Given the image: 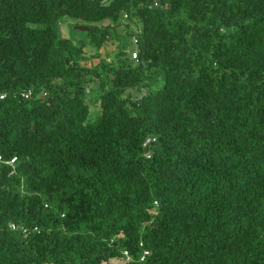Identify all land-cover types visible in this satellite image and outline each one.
Returning a JSON list of instances; mask_svg holds the SVG:
<instances>
[{"label": "trees", "instance_id": "obj_1", "mask_svg": "<svg viewBox=\"0 0 264 264\" xmlns=\"http://www.w3.org/2000/svg\"><path fill=\"white\" fill-rule=\"evenodd\" d=\"M0 93V264H264V0H0Z\"/></svg>", "mask_w": 264, "mask_h": 264}, {"label": "rangeland", "instance_id": "obj_2", "mask_svg": "<svg viewBox=\"0 0 264 264\" xmlns=\"http://www.w3.org/2000/svg\"><path fill=\"white\" fill-rule=\"evenodd\" d=\"M77 22L73 19H64L63 22L61 23L60 25V29H61V32L64 33L65 36L67 37H76L79 35V37L82 35V32H78L77 29L74 28L75 25H82V24H76ZM124 41H128L127 42V49H131L134 47V44L132 43V41H129V38L125 35L124 36ZM132 39V38H131ZM130 39V40H131ZM114 48H116V45H112V50H114ZM90 51V50H89ZM97 113V107L96 106H92L90 108V114H91V117L90 116L88 117V119L92 120L94 115H96Z\"/></svg>", "mask_w": 264, "mask_h": 264}, {"label": "built area", "instance_id": "obj_3", "mask_svg": "<svg viewBox=\"0 0 264 264\" xmlns=\"http://www.w3.org/2000/svg\"><path fill=\"white\" fill-rule=\"evenodd\" d=\"M131 58H137V51H132L131 52ZM21 94L24 96V97H29L31 95V90L28 89V90H24L23 92H21ZM0 96L3 97L4 94L0 93ZM154 140V138H146L145 141H144V145L147 144L148 142ZM16 158L15 157H12L8 163L11 164L14 162ZM0 160H1V155H0ZM144 254H148V251H144Z\"/></svg>", "mask_w": 264, "mask_h": 264}, {"label": "water", "instance_id": "obj_4", "mask_svg": "<svg viewBox=\"0 0 264 264\" xmlns=\"http://www.w3.org/2000/svg\"><path fill=\"white\" fill-rule=\"evenodd\" d=\"M74 28L78 30H83V31L87 30L86 25H75Z\"/></svg>", "mask_w": 264, "mask_h": 264}, {"label": "clouds", "instance_id": "obj_5", "mask_svg": "<svg viewBox=\"0 0 264 264\" xmlns=\"http://www.w3.org/2000/svg\"><path fill=\"white\" fill-rule=\"evenodd\" d=\"M15 157V156H14ZM16 158V157H15Z\"/></svg>", "mask_w": 264, "mask_h": 264}]
</instances>
